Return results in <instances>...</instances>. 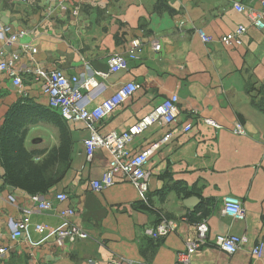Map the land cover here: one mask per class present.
I'll list each match as a JSON object with an SVG mask.
<instances>
[{
  "label": "crops",
  "instance_id": "crops-1",
  "mask_svg": "<svg viewBox=\"0 0 264 264\" xmlns=\"http://www.w3.org/2000/svg\"><path fill=\"white\" fill-rule=\"evenodd\" d=\"M235 4L261 9L255 0H0V25L27 33L15 47L0 41V53L20 54L17 69L22 71L27 97L37 104L51 108L32 74L35 63L48 73L75 76L81 84L96 79L103 92L89 109L111 100L128 83L139 85L136 96L103 121L102 134L128 132L173 97L179 99L176 123L156 124L130 145L137 154L172 135L147 165L151 173L148 211L140 210L145 204L130 183H116L102 193L90 190V183L106 173L110 156L97 150L88 161L85 143L91 132L84 124H68L73 150L70 168L62 183L42 197L54 204L52 211H39L31 196L5 185L0 168V249L7 250L0 264H176L177 254L186 250L188 237L194 236L195 225L203 220L210 229V245L200 249L191 264H264V257L256 260L251 255L264 242V29L252 27ZM239 26L248 28L241 47L219 42ZM200 33L213 42L204 43ZM135 40L141 43V53L131 61L128 53ZM157 43L160 52L154 50ZM23 45L37 50L33 61L22 52ZM114 56L128 60L127 70L99 76L108 74ZM21 99L12 81L2 75L0 127ZM204 119L221 129L207 126ZM237 123L243 125L245 136L233 134ZM187 125L193 129L183 134ZM59 145L58 131L48 125L32 128L26 142L28 150H52ZM178 187L190 195L178 194ZM60 193L68 195L67 203L56 202ZM228 196L242 201L247 213L244 222L222 216L223 199ZM190 199L198 200L194 208L185 205ZM66 207L79 211L74 225L87 232L89 240L64 248L54 240L33 247L25 235L11 240L9 223L24 217L25 210H33V224L57 228L58 214ZM205 210H209L206 218L190 219L195 211L201 217ZM163 218L176 221L177 230L164 239H151L148 231ZM228 235L246 239L234 256L212 245L217 237ZM30 240L39 244L43 236L32 228Z\"/></svg>",
  "mask_w": 264,
  "mask_h": 264
},
{
  "label": "built area",
  "instance_id": "built-area-1",
  "mask_svg": "<svg viewBox=\"0 0 264 264\" xmlns=\"http://www.w3.org/2000/svg\"><path fill=\"white\" fill-rule=\"evenodd\" d=\"M26 2L27 0H17ZM261 6L260 11L253 9L247 10L242 4H235L234 9L239 14L246 15L252 27L264 29V0H255ZM75 16L78 13H74ZM248 33V28L239 26L234 33L222 37L221 42L225 47H241L243 45L242 38ZM27 33L21 31L14 33L10 28L0 25V41L10 47L18 45L19 40L25 37ZM200 37L204 43L210 44L213 40L200 33ZM22 52L28 55L33 61L37 50L23 45ZM155 52L161 51V45H154ZM141 53V43L135 40L131 43V48L128 53V58L131 61H136ZM20 54L11 52L7 57L0 53V77L6 75L15 86L18 95L21 98L27 97V91L21 78V70L17 69L20 63ZM35 63V62H34ZM32 74L38 82L41 83L43 95L49 100V105L52 109L58 110L62 117L67 121L75 124H84L91 132L90 139L85 143L87 159L91 161L97 150H106L110 156L108 168L103 178L100 181L90 183V190L94 193H102L112 188L116 183L126 182L133 185L141 194L143 203L149 206L148 193L149 181L151 173L147 169V165L160 149L161 145L167 142L172 135H167L164 140L141 153H134L130 145L135 137L143 134L150 127L158 124L163 126L171 125L177 122L179 115L177 96L173 97L171 102L157 108L151 115L144 118L136 126L125 133H107L100 132V126L103 121L109 117L119 106L133 99L139 92L140 87L136 83H128L111 99L105 101L93 109H89L91 103L101 94L103 86L94 78L87 80L81 84L75 76H66L61 71H53L51 73L41 70L35 63ZM128 68V60L119 56L112 57L108 62V74H98L103 78L109 77L114 73L126 71ZM82 90L87 91L84 95ZM93 92V94H91ZM203 123L207 126L220 130L221 126L212 120L204 119ZM192 125L183 127V134H188L192 131ZM233 134L236 136H245L246 130L242 124L237 123ZM10 202H14L12 197ZM35 207L41 212H50L54 209V204L45 201L42 197H32ZM69 201V197L65 193H60L56 197V202L65 204ZM35 208V209H36ZM24 217L18 221L11 220L9 227L11 230L10 238L12 241H19L25 235L27 241L33 247H38L48 240H54L59 248H64L68 245H73L78 241H87L90 236L84 230L74 225V219L80 215L79 211L72 207H66L59 212L60 225L57 228H52L44 224H33V210H25ZM222 216L229 218L235 222H244L246 220V210L242 201L235 197H225L223 199ZM183 221H188L184 218ZM40 236H43V241L39 244H32L30 240L31 229ZM178 228L176 221L163 218L158 225L148 231V236L153 240H161L175 232ZM194 236L188 237L186 241V250L177 254L176 264H191L192 257L203 247L210 245L209 233L210 229L205 220L196 224L194 227ZM246 244V239L237 236H220L212 243L213 247L217 248L222 253L229 256H234L240 252ZM7 253L6 249H0V256ZM251 255L256 260H261L264 257V242L261 241L251 251ZM109 264H121L120 261H112Z\"/></svg>",
  "mask_w": 264,
  "mask_h": 264
},
{
  "label": "trees",
  "instance_id": "trees-1",
  "mask_svg": "<svg viewBox=\"0 0 264 264\" xmlns=\"http://www.w3.org/2000/svg\"><path fill=\"white\" fill-rule=\"evenodd\" d=\"M68 124L58 110L37 104L28 97L11 107L0 127V168L4 170L5 185L31 197H44L58 187L70 168L73 156ZM40 125L52 126L58 131V147L28 150L29 133ZM175 190L180 195H190L184 188ZM140 210L148 211L150 205H141ZM198 211L190 219L197 217L196 220L199 218L201 221L209 213L205 210L199 217Z\"/></svg>",
  "mask_w": 264,
  "mask_h": 264
},
{
  "label": "water",
  "instance_id": "water-1",
  "mask_svg": "<svg viewBox=\"0 0 264 264\" xmlns=\"http://www.w3.org/2000/svg\"><path fill=\"white\" fill-rule=\"evenodd\" d=\"M198 203L197 199H190L189 201L186 202V206L190 208H194L195 205Z\"/></svg>",
  "mask_w": 264,
  "mask_h": 264
},
{
  "label": "rangeland",
  "instance_id": "rangeland-1",
  "mask_svg": "<svg viewBox=\"0 0 264 264\" xmlns=\"http://www.w3.org/2000/svg\"><path fill=\"white\" fill-rule=\"evenodd\" d=\"M115 74V73H114Z\"/></svg>",
  "mask_w": 264,
  "mask_h": 264
}]
</instances>
